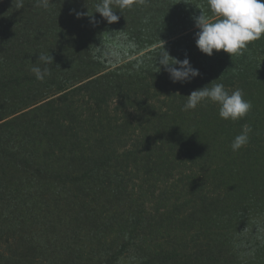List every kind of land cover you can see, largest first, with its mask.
Instances as JSON below:
<instances>
[{
  "label": "trees",
  "instance_id": "1",
  "mask_svg": "<svg viewBox=\"0 0 264 264\" xmlns=\"http://www.w3.org/2000/svg\"><path fill=\"white\" fill-rule=\"evenodd\" d=\"M97 2L0 0V66L29 68L0 96V264H264L252 229L264 218V37L209 56L193 19L211 15L207 0H144L112 24ZM163 45L200 75L156 72ZM41 52L54 58L44 82L30 71ZM213 83L243 89L248 115L182 110ZM244 124L249 143L233 152Z\"/></svg>",
  "mask_w": 264,
  "mask_h": 264
},
{
  "label": "clouds",
  "instance_id": "2",
  "mask_svg": "<svg viewBox=\"0 0 264 264\" xmlns=\"http://www.w3.org/2000/svg\"><path fill=\"white\" fill-rule=\"evenodd\" d=\"M184 2L190 3L189 0H184ZM134 3L143 4L144 0H99L94 5V13H99L108 24H112L120 19V16L115 14V10L118 9L123 13ZM36 6L48 9L50 0H36ZM21 7L22 4L18 6V8ZM207 7L211 15L206 14L200 8V14L193 17L195 27L198 29L195 33V42L202 53L211 56L214 54V50L216 52L223 50L233 59L235 56L243 55L251 42L264 37V0H207ZM75 15L77 18L88 15L90 23L94 25L97 23L93 13L75 12ZM109 56L110 60L116 62L120 60L118 51H111ZM53 61L52 55L43 52L39 54L38 63L30 68L37 81L44 82L47 77L51 76L52 72L49 66ZM156 65L158 68L156 72L163 68L169 73L170 79L174 83H187L200 75L199 69L192 66L188 57L183 60L173 57L164 45L163 50L156 57ZM134 67L140 71L143 62H138ZM209 103L219 106L221 119L232 122L243 119L252 109L251 101L244 98L243 89H235L230 92L223 83H213L211 87L207 85L193 90L187 96L182 110L186 112L195 110L198 106H206ZM252 131L250 125H242L240 133L234 137L230 144L231 150L237 152L247 145Z\"/></svg>",
  "mask_w": 264,
  "mask_h": 264
},
{
  "label": "rangeland",
  "instance_id": "3",
  "mask_svg": "<svg viewBox=\"0 0 264 264\" xmlns=\"http://www.w3.org/2000/svg\"><path fill=\"white\" fill-rule=\"evenodd\" d=\"M120 40L121 41H123V40H125L123 37H121L120 36ZM124 42V41H123ZM111 51H113V50H106V51H104L103 52V54L105 53V60L107 61V62H114L115 60H110V56H109V54H110V52ZM127 51H129L128 49H125V50H121L120 51V56H126V53H127ZM54 62V61H53ZM16 66V68H14V67H11V66H5V65H2V66H0V96H1V93H7V91H8V93H9V88L8 89H5V88H3V83L4 82H7V81H9V79L17 72V74H18V77L20 76V77H22V76H25L28 72H29V68L28 67H26V66H22V63H20V64H18V65H15ZM22 68V69H21ZM7 69H10V73L9 72H7ZM21 69V71H19ZM25 70H26V72H25ZM16 76V75H15ZM230 90H231V88H229ZM233 89V88H232ZM170 91L171 92H173V88L171 87L170 88ZM26 92L27 93H29V94H31L32 93V91L30 90V88H26ZM33 94V93H32ZM20 97H23V94L22 93H20V94H17L16 95V100L18 101L19 100V98ZM54 97H56V96H54ZM162 100H163V98H162ZM19 102H21V100L19 101ZM114 104V103H113ZM157 105H161L162 103L160 102V101H158L157 103H156ZM1 112V111H0ZM2 114H4V113H0V118L1 119H3V120H1L0 122H3V121H5L6 119H4V118H2ZM11 117V116H10ZM147 199H150V197L149 196H147ZM148 206V208L149 207H151L152 205H151V203L150 204H148L147 205ZM252 229L254 230V231H256L257 232V237L259 238V237H262L261 235H264V218H262V217H260V218H258V219H256V222H255V224H253L252 225Z\"/></svg>",
  "mask_w": 264,
  "mask_h": 264
}]
</instances>
